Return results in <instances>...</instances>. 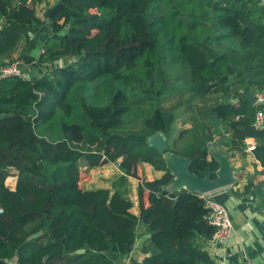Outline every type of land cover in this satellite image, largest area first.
Segmentation results:
<instances>
[{"label": "trees", "instance_id": "16d2710c", "mask_svg": "<svg viewBox=\"0 0 264 264\" xmlns=\"http://www.w3.org/2000/svg\"><path fill=\"white\" fill-rule=\"evenodd\" d=\"M40 2L0 0V57L27 39L30 26L45 25L51 36L42 42L38 62L69 59L36 77H26L17 62L23 76L0 80V264H115L108 255H129L138 223L131 201L118 191L84 190L88 173L81 162L89 168L113 162L139 181L140 217L147 218L157 252L132 264H212L204 246L214 228L204 219L203 199L186 190L176 191L175 199L153 192L173 176L147 139L156 131L166 141L171 136L175 116L160 107L170 95L232 94L237 105L217 102L212 112L228 124L232 150L243 153L245 140H253L251 153L264 170V127L253 126L257 107L246 100L255 92L254 77L239 93L242 73L230 63V51L263 46L264 4L57 0L40 20ZM170 68L178 88L166 85ZM130 92L135 106H147L137 133L123 131L128 116H137L127 101ZM207 130L191 135L193 148L171 151L189 158L199 177H214L218 169L214 159L200 158L196 146L206 142ZM140 163L163 176L145 181ZM250 191L264 209V180L247 186Z\"/></svg>", "mask_w": 264, "mask_h": 264}, {"label": "crops", "instance_id": "0c3cea01", "mask_svg": "<svg viewBox=\"0 0 264 264\" xmlns=\"http://www.w3.org/2000/svg\"><path fill=\"white\" fill-rule=\"evenodd\" d=\"M56 2L57 0H41L35 7V16L43 20V13ZM48 36L51 35L45 25L39 27L30 26L27 39L21 38L13 52L10 53L13 58L21 57L18 62H20L26 77L41 76L54 68L63 67L68 63L69 59H61L45 64L38 62L40 46ZM261 45L263 46L242 53L230 51V63L235 65L242 73V77L238 81L239 84L236 86L239 93L243 92L247 81L255 77L252 75L242 82L245 70H248V73L257 75L252 80V84L257 80L264 79V66L260 64L262 59L257 56L264 50V42ZM8 56L0 57V59L5 60L9 58ZM237 63H241V66H237ZM43 71L46 73H42ZM176 85L172 86L178 88L179 86ZM253 88H255L254 85ZM178 94L182 93L172 94L166 99H171V97ZM176 100L169 103L168 107L160 105L163 110L172 111L175 116L172 134L167 140L168 152L163 155L165 162L171 156H174V153L171 152L172 149L185 150L193 148V143L190 139L191 135H199L200 127L205 126L208 127L206 133H209L211 137V147L207 152L206 160L211 161L212 159L225 157L230 167L234 170L233 184L210 194L214 200L228 210L232 222V231L220 243L206 242L204 250L211 258L212 264H243L246 258L255 263L264 264V209L261 206V199L255 193L252 191L245 193L247 186L256 185L264 180V170L251 153L255 143L252 139H246L243 153L232 150L230 145L231 131L228 124L217 120L212 112V108L217 102L228 101L235 103L238 101L237 96L232 94L226 96L209 94L203 98H197L188 94L187 100L190 103L187 104L186 108L179 104H174ZM196 146L197 148L199 147L200 151H203L206 149V142L200 145L196 143ZM80 169L88 173V179L81 183L84 190H106L110 195L115 191L120 192L131 201L130 212L138 218L135 243L129 255L126 257L108 255L107 258H111L110 260H113L115 264H132L141 261L146 256L155 254L157 250L149 241L148 225L143 223L140 217L138 203L139 181L124 175L113 162L90 168L81 162ZM140 170L142 178L149 182L160 179L164 174L162 171L155 170L148 163H140ZM14 182L15 179L11 184H14ZM167 188L171 190V186Z\"/></svg>", "mask_w": 264, "mask_h": 264}, {"label": "water", "instance_id": "95a60500", "mask_svg": "<svg viewBox=\"0 0 264 264\" xmlns=\"http://www.w3.org/2000/svg\"><path fill=\"white\" fill-rule=\"evenodd\" d=\"M49 13L50 10L47 11L46 16H48ZM33 79L35 80L36 78ZM246 100L254 105L256 102L255 95L249 94L246 96ZM147 144L155 148L160 154L165 155L168 152L166 138L160 131H156L149 136ZM210 147L211 137L209 133H206V149L201 151L200 158H206ZM214 160L218 163V169L214 172V177H212V173H208L204 177H199L190 171L191 161L189 158L179 157L177 155L171 156L166 162V167L173 176V180L169 185L171 186V190H168L167 187L169 186H160L159 188H154L153 192L166 195L169 199H175V192L180 190H186L195 195L202 196L229 187L234 182L233 168L230 167L225 157ZM141 220L143 223L147 224V218L145 216H142ZM40 234L41 233L38 232L33 235V237Z\"/></svg>", "mask_w": 264, "mask_h": 264}, {"label": "built area", "instance_id": "2783aa9c", "mask_svg": "<svg viewBox=\"0 0 264 264\" xmlns=\"http://www.w3.org/2000/svg\"><path fill=\"white\" fill-rule=\"evenodd\" d=\"M264 4V0H260ZM2 30V22H0V32ZM23 76L17 63H11L8 65L0 66V80L10 76ZM256 98L255 105L257 111L254 117L253 126L257 129L264 127V90H260L253 93ZM234 104L237 105V102ZM117 166V164H116ZM204 201V207L207 209V213L204 219L214 228L213 234L209 238L210 243H220L225 240L232 231V222L229 216L228 210L219 202L214 200L210 194L200 196ZM243 264H261L255 263L250 259H244Z\"/></svg>", "mask_w": 264, "mask_h": 264}, {"label": "rangeland", "instance_id": "374dc122", "mask_svg": "<svg viewBox=\"0 0 264 264\" xmlns=\"http://www.w3.org/2000/svg\"><path fill=\"white\" fill-rule=\"evenodd\" d=\"M180 1H184V0H177V2H180ZM44 13H46V12H44ZM44 13H43V18H44ZM11 56L12 55L8 56L9 58H7L5 60H1L0 59V63L3 62L2 64H0V66L8 65V64H11V63H17L18 60L21 58V57L19 58V56L16 57V58H13ZM257 56L262 59L260 64H263L264 63V50H262L260 54H257ZM11 58H13V60H15V61H10ZM236 65L237 66H241V63H237ZM248 72H249L248 70H245L243 72V80H242V82H244L246 78H249L252 75H254L255 77L257 76L256 74L248 73ZM42 73H46V72L43 71ZM167 73H168L169 77L166 79V85L167 86H172V85H174L173 81H174V78H175L174 76H175L176 70L170 68L167 71ZM182 73H186V70H182ZM156 77L152 75L151 80H153L155 82ZM180 78L182 79V76H180ZM253 85L255 87L254 88L255 92L260 91L259 87L261 86V81H259V83L256 81ZM187 98H188V94L187 93L178 94L176 96L171 97V99H165V101H163L164 103L162 102V106L168 107L169 103L175 102V99H177L176 103H174V104H176V105L179 104V105L183 106L184 108H186L187 104L190 103L189 100H187ZM127 101H128V104L133 106V110L135 111L137 116L136 117L132 116L131 119H130V116H128V118H127L128 123L126 125H124L123 131L128 132V133H137L139 131V129H140L142 119L144 118V114L146 113L147 106H144V105L135 106L134 105V97H133V95H131V92H130V96L128 97ZM182 104H184V105H182ZM12 181H14L13 178L7 179L6 180L7 185L11 186L12 185L11 184Z\"/></svg>", "mask_w": 264, "mask_h": 264}]
</instances>
